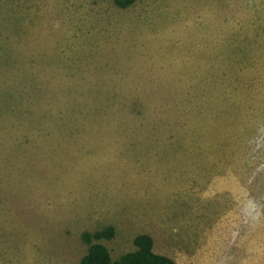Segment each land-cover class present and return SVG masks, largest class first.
<instances>
[{
  "label": "rangeland",
  "instance_id": "rangeland-1",
  "mask_svg": "<svg viewBox=\"0 0 264 264\" xmlns=\"http://www.w3.org/2000/svg\"><path fill=\"white\" fill-rule=\"evenodd\" d=\"M105 225L264 264V0H0V264Z\"/></svg>",
  "mask_w": 264,
  "mask_h": 264
},
{
  "label": "trees",
  "instance_id": "trees-1",
  "mask_svg": "<svg viewBox=\"0 0 264 264\" xmlns=\"http://www.w3.org/2000/svg\"><path fill=\"white\" fill-rule=\"evenodd\" d=\"M113 1L117 7L125 8L134 0ZM113 232L114 229L111 225H105L94 231H82L79 237L87 247L77 264H174L168 256L153 252L152 239L145 233H138L133 236V250L124 252L115 258L110 257L101 240L110 239Z\"/></svg>",
  "mask_w": 264,
  "mask_h": 264
}]
</instances>
